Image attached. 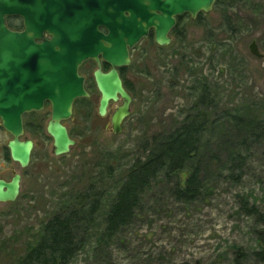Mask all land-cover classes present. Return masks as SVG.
Instances as JSON below:
<instances>
[{
	"label": "rangeland",
	"instance_id": "rangeland-1",
	"mask_svg": "<svg viewBox=\"0 0 264 264\" xmlns=\"http://www.w3.org/2000/svg\"><path fill=\"white\" fill-rule=\"evenodd\" d=\"M262 3H214L200 19L182 17L178 35L169 33L168 46L147 38L130 50L131 62L123 68L133 99L119 134L110 128L118 103L111 102L106 116H99V93L91 86L92 97L77 103L74 115L63 121L75 142L66 154L53 155L52 139L44 131L48 109L35 113L42 135L32 137L29 129L25 135L37 143L32 164L23 170L10 162L23 175L21 190L14 202L0 203V264H16L69 189L85 188L84 169L95 170L111 196L124 171L144 155V143L178 126L203 85L214 108L197 159L202 195L183 203L167 194L168 185L157 182L142 195L136 219L108 247L96 250L90 238L71 264H264L254 256L264 251L262 224L242 209L246 204L264 216V140L252 139L235 119L264 120V17L251 13ZM225 15L235 26L233 32ZM252 42L261 58L250 52ZM81 74L88 78L91 72ZM229 151L239 152L244 161L239 180L227 169ZM38 165L42 167L36 169ZM109 168L113 176L107 178ZM188 173L186 168L179 175L181 183Z\"/></svg>",
	"mask_w": 264,
	"mask_h": 264
},
{
	"label": "water",
	"instance_id": "water-1",
	"mask_svg": "<svg viewBox=\"0 0 264 264\" xmlns=\"http://www.w3.org/2000/svg\"><path fill=\"white\" fill-rule=\"evenodd\" d=\"M215 0H0V118L13 136L8 142L11 159L28 165L33 143L21 141L23 113L51 108L46 131L55 156L69 152L75 142L63 121L72 116L73 102L85 98L79 65L88 59L98 63L94 80L100 94L98 115L104 117L110 102L121 104L110 116L113 134H119L130 115L132 98L118 69L130 64L129 51L153 30L154 43L170 44L175 16L211 12ZM90 4H94L93 6ZM90 5V6H89ZM8 16H19L24 30L11 31ZM104 28L105 33L98 30ZM46 33L50 39L43 38ZM42 42L37 43L36 40ZM257 58L255 42L249 45ZM99 57L110 66L102 72ZM20 192V176L0 180V202H14Z\"/></svg>",
	"mask_w": 264,
	"mask_h": 264
},
{
	"label": "trees",
	"instance_id": "trees-1",
	"mask_svg": "<svg viewBox=\"0 0 264 264\" xmlns=\"http://www.w3.org/2000/svg\"><path fill=\"white\" fill-rule=\"evenodd\" d=\"M238 0H216L217 5L228 3L232 7ZM251 13L264 17V0L261 5L253 6ZM255 10L257 12H255ZM226 11H223L225 14ZM262 13V14H261ZM201 14L198 15L200 19ZM224 23L234 31L231 20L224 16ZM178 20L177 24L179 23ZM177 36V25L172 29ZM124 88L132 93L130 83L125 79V69H119ZM192 103V108L174 129L165 134L153 136L144 143L143 156L138 157L124 171L123 179L113 194L106 195L104 179L98 177L92 169H82L86 186L84 189H69L64 199L57 205V210L47 220L41 222L27 245L25 254L17 259L16 264H71L77 253L88 246L90 238L95 241V249L106 248L117 235L136 219L141 210L142 195L150 191L157 182L164 183L165 191L177 201L191 203L204 191L199 159L201 137L210 124V111L213 109L212 98L208 96L206 85ZM85 98L77 99L76 103ZM236 126H241L255 141L264 140V120H243L236 117ZM240 147V146H236ZM227 169L230 177L239 180L243 160L239 152H227ZM189 168L183 183L179 175ZM237 172V175L235 174ZM113 176L109 168L107 178ZM104 207V209H102ZM243 211L258 218L262 224L259 233L260 244L264 246V216L254 207L242 205ZM262 220V221H261ZM95 230V232H94ZM94 232V235H93ZM242 257L243 254H238ZM264 260V251L254 254Z\"/></svg>",
	"mask_w": 264,
	"mask_h": 264
},
{
	"label": "flooded vegetation",
	"instance_id": "flooded-vegetation-1",
	"mask_svg": "<svg viewBox=\"0 0 264 264\" xmlns=\"http://www.w3.org/2000/svg\"><path fill=\"white\" fill-rule=\"evenodd\" d=\"M90 5L93 6L94 4H90ZM226 5L231 6L228 3H226ZM199 14H204V13H198L197 16ZM186 15H188V14H182L180 16H175V25H174V27L177 25L178 20L182 19V17H184ZM188 16L190 17V15H188ZM190 19H191V17H190ZM5 24H6L7 28L9 30H11V31L21 32V31L24 30L23 20L19 16H8V17H6L5 18ZM172 29H171V31H172ZM98 30L105 33V30L102 27H99ZM43 38L50 39V36H48L46 33H44L43 34ZM147 38L152 39V40L154 39V35H153V30L152 29L149 30ZM147 38H143L142 40L147 39ZM36 42L40 43V42H42V40L41 39H37ZM153 42H154V40H153ZM129 55H130V51H129ZM99 64H100L102 72L105 73V72L110 70V66L106 62H104L101 57H99ZM97 69H98V63L96 61L92 60V59H88V60L83 61L78 67V73H79V75H81L84 78V88H85V91L88 93V96L85 97V99H90L92 97V92L89 93V91H88V88L90 86H91V88H94L98 92L97 87H96V83H95V80H94V75H93L95 70H97ZM82 71L87 72V73L91 72V75H89L88 78H85V76L81 74ZM118 71H119V69H118ZM119 75H120V72H119ZM123 86H124V84H123ZM128 93L130 94L131 98L133 99L132 94L130 92H128ZM79 99H81V98H79ZM99 99H100V94H99ZM76 100H74V102H73L72 116L74 115V109H75L74 107L77 104ZM110 103L108 104V107H107V113H108V109H109ZM117 103H118V106H119L121 104V101H119ZM131 104H132V101H131ZM131 104H130V110H131ZM98 105H99V100H98ZM44 110H47V113L49 114V120H50L51 108H50V104L48 102H44L43 108L40 111L26 112V113H23L22 116H21L23 134H22V136L19 137V139L21 141L30 140L33 143L32 151H31V154H30V160L28 162V165L26 167H24V168L20 167V165L17 162H14L11 159L10 150L8 148V142L13 139V136L6 130V128L3 125L2 119L0 118V180H2V181L7 183V182L11 181V179L14 177L15 174H18L20 176V190H21L23 175H22L21 172H18L14 168L13 165H10V162L12 161L13 163H15L17 166H19L23 170H25L26 168L28 169L29 165L32 164V153L34 151V148L37 146V143H36L35 139L28 138L25 135L27 134V129H29L28 132H30V135L32 137H34L36 135H42V133H41L42 132V124H40V121L37 120L33 116H34L35 113L43 112ZM97 113H98V107H97ZM48 121H47V123H48ZM62 124H63V122H62ZM46 126H47V124H46ZM46 126H45V130L44 131H45V133L47 135H49L47 133V131H46ZM35 167H36V169H39L42 166L38 165V166H35Z\"/></svg>",
	"mask_w": 264,
	"mask_h": 264
}]
</instances>
